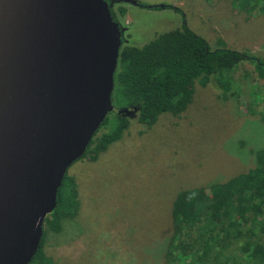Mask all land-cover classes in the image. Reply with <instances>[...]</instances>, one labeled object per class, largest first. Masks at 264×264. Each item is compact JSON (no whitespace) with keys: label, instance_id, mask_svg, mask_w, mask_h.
<instances>
[{"label":"rangeland","instance_id":"374dc122","mask_svg":"<svg viewBox=\"0 0 264 264\" xmlns=\"http://www.w3.org/2000/svg\"><path fill=\"white\" fill-rule=\"evenodd\" d=\"M136 1L111 5L120 45L140 47L184 24L212 48L264 62V11L231 0ZM226 75L232 80L226 89L211 78L204 86L195 83L178 117L160 114L149 127L137 122L136 113L126 117L121 135L95 159L82 157L68 166L77 205L59 230L45 234L42 250L50 264H162L176 192L245 172L253 163L251 151L264 147V82L247 59ZM115 113L116 108L107 113L109 123ZM105 130L107 125L99 126L96 133ZM258 234L264 236V226Z\"/></svg>","mask_w":264,"mask_h":264},{"label":"water","instance_id":"95a60500","mask_svg":"<svg viewBox=\"0 0 264 264\" xmlns=\"http://www.w3.org/2000/svg\"><path fill=\"white\" fill-rule=\"evenodd\" d=\"M120 44L106 0H0V264L29 263L66 169L116 108Z\"/></svg>","mask_w":264,"mask_h":264},{"label":"trees","instance_id":"16d2710c","mask_svg":"<svg viewBox=\"0 0 264 264\" xmlns=\"http://www.w3.org/2000/svg\"><path fill=\"white\" fill-rule=\"evenodd\" d=\"M231 2L264 11V0ZM110 15L113 18L111 11ZM241 59H247L257 80L264 82L263 61L236 50L212 48L184 24L140 47L120 45L112 104L116 108L136 107V120L146 127L163 113L178 117L191 102L195 83L204 86L211 78L219 89L230 87V76L222 75ZM112 120L109 123L107 115L104 117L100 126L107 125V130L93 134L80 158L95 159L128 125L126 116L118 113ZM251 153L253 163L245 172L176 192L169 211L170 233L160 251L162 264H264V236L258 234L264 226V147ZM76 205L74 179L64 174L56 205L44 219L46 227H42L38 248L28 264L51 263L42 250L45 234L48 229L59 230L62 218L73 216Z\"/></svg>","mask_w":264,"mask_h":264},{"label":"flooded vegetation","instance_id":"af4514ba","mask_svg":"<svg viewBox=\"0 0 264 264\" xmlns=\"http://www.w3.org/2000/svg\"><path fill=\"white\" fill-rule=\"evenodd\" d=\"M106 1H107L108 4H110V11L113 13V10L111 9V7H112L111 5H112V3H113L114 1H113V2H111L110 0H106ZM113 18L115 19V14H114V13H113ZM115 20H116V19H115Z\"/></svg>","mask_w":264,"mask_h":264}]
</instances>
